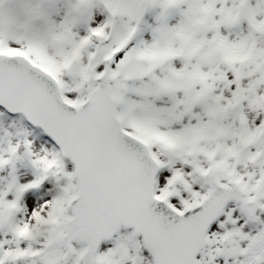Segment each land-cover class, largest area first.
Masks as SVG:
<instances>
[{
  "label": "snow or ice",
  "instance_id": "1",
  "mask_svg": "<svg viewBox=\"0 0 264 264\" xmlns=\"http://www.w3.org/2000/svg\"><path fill=\"white\" fill-rule=\"evenodd\" d=\"M0 264H264V0H0Z\"/></svg>",
  "mask_w": 264,
  "mask_h": 264
}]
</instances>
